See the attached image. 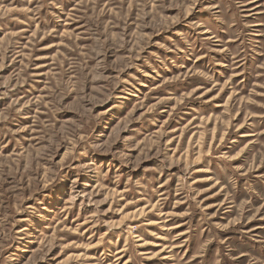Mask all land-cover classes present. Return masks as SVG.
<instances>
[{
	"label": "rangeland",
	"instance_id": "374dc122",
	"mask_svg": "<svg viewBox=\"0 0 264 264\" xmlns=\"http://www.w3.org/2000/svg\"><path fill=\"white\" fill-rule=\"evenodd\" d=\"M0 264H264V0H0Z\"/></svg>",
	"mask_w": 264,
	"mask_h": 264
}]
</instances>
